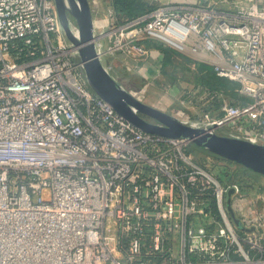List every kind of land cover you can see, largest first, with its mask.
<instances>
[{"label": "built area", "instance_id": "built-area-1", "mask_svg": "<svg viewBox=\"0 0 264 264\" xmlns=\"http://www.w3.org/2000/svg\"><path fill=\"white\" fill-rule=\"evenodd\" d=\"M233 5L91 6L97 53L139 69L158 42L211 65L246 100L181 119L264 144V0ZM190 144L90 87L55 0H0V264H264L263 178L225 159L222 182Z\"/></svg>", "mask_w": 264, "mask_h": 264}, {"label": "water", "instance_id": "water-1", "mask_svg": "<svg viewBox=\"0 0 264 264\" xmlns=\"http://www.w3.org/2000/svg\"><path fill=\"white\" fill-rule=\"evenodd\" d=\"M55 2L68 38L79 47V57L90 87L109 102L123 119L144 132L185 138L201 149L264 176V144L222 135L213 128L191 125L179 116L141 100L121 84L100 60L95 46L90 0ZM69 16L78 24L79 38L71 33L68 26ZM236 222L241 225L239 220Z\"/></svg>", "mask_w": 264, "mask_h": 264}, {"label": "crops", "instance_id": "crops-1", "mask_svg": "<svg viewBox=\"0 0 264 264\" xmlns=\"http://www.w3.org/2000/svg\"><path fill=\"white\" fill-rule=\"evenodd\" d=\"M151 8L164 4L194 3L197 5H213L221 9L234 8L233 1L226 0H141ZM91 6L98 5L106 9L111 5V0H90ZM158 42H148L150 56L139 69H134L131 61L118 55V63L112 66L111 73L130 92L144 102L159 107L184 119H198L206 112L218 115V111L210 108V94L203 91L206 96L202 97L201 91L182 86L181 80L189 83L190 78L181 77L176 69L192 70L195 73L194 80H201L205 71L200 62L191 56L180 54L177 51L166 50ZM161 44V43H159ZM123 58L121 61L119 60ZM132 65H130V64ZM171 79V80H170ZM174 80V81H173ZM176 80V81H175ZM183 101L187 102L186 104ZM215 159H222L216 158Z\"/></svg>", "mask_w": 264, "mask_h": 264}, {"label": "trees", "instance_id": "trees-1", "mask_svg": "<svg viewBox=\"0 0 264 264\" xmlns=\"http://www.w3.org/2000/svg\"><path fill=\"white\" fill-rule=\"evenodd\" d=\"M111 5L113 6L114 11L116 12L120 21L130 20L141 13L153 9L141 0H111ZM157 45L164 46L166 50L176 51L175 49H172L163 44L157 43ZM200 65L205 73L203 74L202 79L197 81V86L202 87L208 94H210V97H212L209 103V106L212 110L218 111L219 114L220 106L224 101L236 104L238 102H241L242 100H246V98L241 96L237 91V88L239 86L237 82L218 76L213 71L212 66L207 63L200 62ZM196 148L200 147L191 143L188 151L192 152Z\"/></svg>", "mask_w": 264, "mask_h": 264}, {"label": "rangeland", "instance_id": "rangeland-1", "mask_svg": "<svg viewBox=\"0 0 264 264\" xmlns=\"http://www.w3.org/2000/svg\"><path fill=\"white\" fill-rule=\"evenodd\" d=\"M226 2V0H224ZM230 2V0H227V2ZM234 1V0H232ZM104 12V11H103ZM177 51V50H176ZM180 54H183V55H187V56H190L189 54H186V53H183V52H180L178 51ZM123 58L120 57L119 60L121 61H124L122 60ZM104 62L106 64H109V65H112L113 67H115V64L118 63V60L116 59V56H106L104 57ZM132 63V62H130ZM129 63V64H130ZM132 65V64H130ZM134 68V67H133ZM136 70V69H135ZM178 71V74L179 76L181 77H185V78H190L191 80H189V83H187L186 81H182L181 80V85L182 86H185L191 89H198L201 91V95L202 97L206 96L207 94H204L203 91H205L202 87H199L197 86V81L194 80V77L196 76L195 73L192 72V70H181V67L176 69ZM111 72V70H110ZM171 80V79H170ZM174 81V80H173ZM176 81V80H175ZM120 82V81H119ZM191 153V156L197 161L199 162L200 164L204 165L205 167H207L208 169H210L211 171H213L216 176L222 181V182H227L230 178L228 176L225 175V172L222 170V167H223V162L222 160H225V159H215V157L217 155H214L208 151H205L204 149H201V148H196L194 151L190 152ZM219 156H217L218 158ZM252 176V180L253 181H256L255 179H257V177H253V176H261L263 178V186H264V176L261 175V174H258L256 172H249ZM237 176L239 173H236ZM247 177V175H246ZM263 192H264V187H263Z\"/></svg>", "mask_w": 264, "mask_h": 264}, {"label": "flooded vegetation", "instance_id": "flooded-vegetation-1", "mask_svg": "<svg viewBox=\"0 0 264 264\" xmlns=\"http://www.w3.org/2000/svg\"><path fill=\"white\" fill-rule=\"evenodd\" d=\"M245 171L246 172H251L252 170L245 168Z\"/></svg>", "mask_w": 264, "mask_h": 264}]
</instances>
